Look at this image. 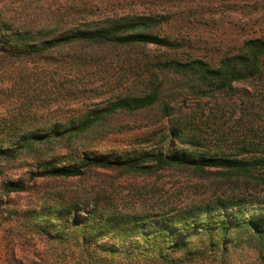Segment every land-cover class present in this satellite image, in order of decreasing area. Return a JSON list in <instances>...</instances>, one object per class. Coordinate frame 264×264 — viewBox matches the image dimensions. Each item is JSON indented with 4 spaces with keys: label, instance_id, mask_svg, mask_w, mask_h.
Listing matches in <instances>:
<instances>
[{
    "label": "trees",
    "instance_id": "1",
    "mask_svg": "<svg viewBox=\"0 0 264 264\" xmlns=\"http://www.w3.org/2000/svg\"><path fill=\"white\" fill-rule=\"evenodd\" d=\"M170 20L160 14L116 16L37 40L0 16V52L16 60L48 61L77 46L143 51L156 46L170 52L147 65L151 73L144 93L120 97L66 127L24 133L15 141L0 137V264H264V209L249 213L248 204L217 202L193 214L164 218L126 210L104 196L86 207L69 200L19 208L16 201L5 200L31 192L29 183L37 179L81 178L98 168L146 175L183 169L200 177L264 183V174L257 175L264 169L261 152L252 158L205 154L204 131L195 118L174 119L165 147L126 156L98 153L97 140L119 114H146L162 123L173 117L172 104L180 98L230 97L234 84L263 79L264 39L249 38L237 52L217 60L185 57L178 42L160 34ZM254 148L252 142L243 153ZM14 168H27V180L9 178ZM237 206L236 212L226 213Z\"/></svg>",
    "mask_w": 264,
    "mask_h": 264
},
{
    "label": "rangeland",
    "instance_id": "2",
    "mask_svg": "<svg viewBox=\"0 0 264 264\" xmlns=\"http://www.w3.org/2000/svg\"><path fill=\"white\" fill-rule=\"evenodd\" d=\"M149 14L170 17L160 34L178 42L185 57L217 60L237 52L249 38L264 39V0H0L1 18L37 40L116 16ZM169 53L156 46L144 51L77 46L54 53L48 61H33L0 52V137L15 141L24 133L66 127L120 97L140 95L151 73L147 65ZM234 88V94L225 98H180L172 104L173 117L162 123L146 114H119L108 125L107 134L97 140L96 149L126 156L133 150L165 147L174 119L181 116L195 118L203 129L205 154L252 158L261 152L264 156V77L259 82L236 83ZM252 142V153H243V147ZM26 172L27 168H14L7 176L27 180ZM260 174L264 169L257 171ZM29 185L31 192L10 194L5 200L16 201L19 208L69 200L86 207L104 196L126 210L164 218L193 214L217 202L248 204L249 213L264 209L263 182L200 177L183 169L146 175L98 168L81 178H40Z\"/></svg>",
    "mask_w": 264,
    "mask_h": 264
}]
</instances>
